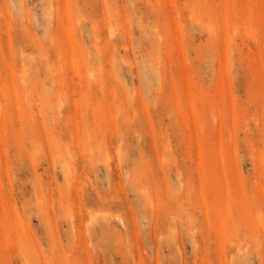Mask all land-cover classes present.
Wrapping results in <instances>:
<instances>
[{"label": "rangeland", "instance_id": "374dc122", "mask_svg": "<svg viewBox=\"0 0 264 264\" xmlns=\"http://www.w3.org/2000/svg\"><path fill=\"white\" fill-rule=\"evenodd\" d=\"M0 264H264V0H0Z\"/></svg>", "mask_w": 264, "mask_h": 264}]
</instances>
